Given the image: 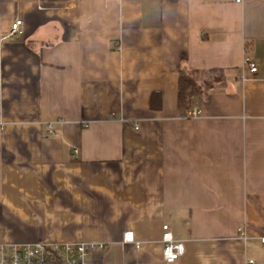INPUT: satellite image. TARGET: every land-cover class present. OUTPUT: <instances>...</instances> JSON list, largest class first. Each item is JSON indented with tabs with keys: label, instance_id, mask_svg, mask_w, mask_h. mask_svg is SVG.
Wrapping results in <instances>:
<instances>
[{
	"label": "crops",
	"instance_id": "obj_1",
	"mask_svg": "<svg viewBox=\"0 0 264 264\" xmlns=\"http://www.w3.org/2000/svg\"><path fill=\"white\" fill-rule=\"evenodd\" d=\"M183 66L225 80L181 107ZM164 225L172 264H264V0H0V244L166 264Z\"/></svg>",
	"mask_w": 264,
	"mask_h": 264
},
{
	"label": "built area",
	"instance_id": "obj_2",
	"mask_svg": "<svg viewBox=\"0 0 264 264\" xmlns=\"http://www.w3.org/2000/svg\"><path fill=\"white\" fill-rule=\"evenodd\" d=\"M236 2L240 3L241 0ZM23 32V20L16 18L11 24L7 37H20ZM243 68L251 74H256L258 71L256 62L249 56L245 58ZM242 78H245L244 72ZM199 114V110H189V116L194 117ZM54 124V122L47 124L45 134L53 131ZM124 242L133 243L136 248L140 247V243L135 241L132 232L125 233ZM162 242L163 260L166 264H172L184 255V244L173 238L169 225L163 226ZM106 247L103 242L0 244V264H91L93 254L104 252Z\"/></svg>",
	"mask_w": 264,
	"mask_h": 264
},
{
	"label": "trees",
	"instance_id": "obj_3",
	"mask_svg": "<svg viewBox=\"0 0 264 264\" xmlns=\"http://www.w3.org/2000/svg\"><path fill=\"white\" fill-rule=\"evenodd\" d=\"M224 80L225 70L223 69L194 70L187 66L181 67L179 70V105L181 107L187 106L191 96L206 94L215 84ZM152 99H156V93L152 94ZM96 254L99 257L101 253Z\"/></svg>",
	"mask_w": 264,
	"mask_h": 264
}]
</instances>
